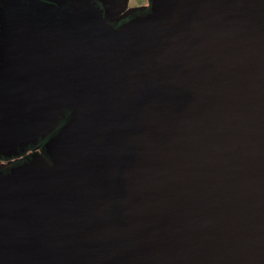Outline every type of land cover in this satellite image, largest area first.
I'll return each mask as SVG.
<instances>
[{"label": "water", "instance_id": "1", "mask_svg": "<svg viewBox=\"0 0 264 264\" xmlns=\"http://www.w3.org/2000/svg\"><path fill=\"white\" fill-rule=\"evenodd\" d=\"M102 1L0 0V264H264V0Z\"/></svg>", "mask_w": 264, "mask_h": 264}, {"label": "flooded vegetation", "instance_id": "2", "mask_svg": "<svg viewBox=\"0 0 264 264\" xmlns=\"http://www.w3.org/2000/svg\"><path fill=\"white\" fill-rule=\"evenodd\" d=\"M133 0H117V6L114 8V14L110 17V22L112 24L120 25L124 22L130 20L131 18L135 17V15L140 13H145L150 9V5L152 3V0H145L143 3H134ZM98 4L101 6V8L106 7V5L103 3V1L98 0ZM34 148L28 149L25 154H23V157H26L28 153L34 151ZM38 150V149H37ZM18 158H5L3 156H0V164L5 163L6 166H10L13 162H15Z\"/></svg>", "mask_w": 264, "mask_h": 264}, {"label": "rangeland", "instance_id": "3", "mask_svg": "<svg viewBox=\"0 0 264 264\" xmlns=\"http://www.w3.org/2000/svg\"><path fill=\"white\" fill-rule=\"evenodd\" d=\"M132 2H133V4L134 3H143V2H145V0H133Z\"/></svg>", "mask_w": 264, "mask_h": 264}]
</instances>
